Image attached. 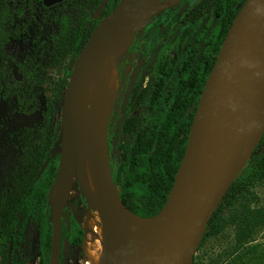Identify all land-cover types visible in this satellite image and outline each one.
<instances>
[{"label":"trees","instance_id":"obj_1","mask_svg":"<svg viewBox=\"0 0 264 264\" xmlns=\"http://www.w3.org/2000/svg\"><path fill=\"white\" fill-rule=\"evenodd\" d=\"M24 1L0 0V58L7 55V48L3 46L12 36L13 41L20 44L21 52L18 58L10 59L22 75L21 80H16L9 72L6 75L5 69L0 66V97L12 99L14 110L28 115L40 106L39 88L46 91V96L39 123L21 128L16 133L19 157L0 198V264H25L26 260L17 255L10 258L8 263V247L11 244V252L15 250L27 219L35 212L39 215L38 248L41 264H48L51 221L47 194L59 162V155L52 157L49 154L59 131V124L53 123V117L71 72L68 68L69 59L76 58L99 20L119 2L109 0L101 16L91 19L89 14L101 0H86L91 3V9L86 12L85 5L81 6V17L78 11L74 16L71 13L65 16L62 12L58 16L50 11L35 15L31 9L25 10ZM244 1L235 0V7L220 34V40L214 48L205 52L204 61L193 62L188 55L173 57L169 53H161L150 92L141 98V116L136 120L125 118L122 121L121 130L130 135L132 141L124 157L120 180H116L113 170L112 176L119 188L122 203L136 216L152 217L165 204L184 154L200 93L227 28ZM34 2L38 4V0ZM13 14L17 16L18 22L9 30ZM48 18L55 20L56 30L49 42H39V20ZM86 22L89 25L82 29L81 25ZM145 30H148V26ZM150 45L151 41L148 40L143 55L147 54ZM42 65L61 69V75L56 78L41 76L39 69ZM173 75H177V78L173 79ZM106 127L108 131L109 125ZM44 164L43 171H40ZM263 176L264 150L255 166L237 175L208 220L197 250L208 237L219 234L228 226L232 229V240L225 253L211 258L207 264H264V250L251 243L264 221V208L256 206L258 198L253 190L254 184ZM65 240L72 245H80L82 241V227L72 215L67 222L62 218L60 262ZM195 257L192 264H195Z\"/></svg>","mask_w":264,"mask_h":264},{"label":"water","instance_id":"obj_2","mask_svg":"<svg viewBox=\"0 0 264 264\" xmlns=\"http://www.w3.org/2000/svg\"><path fill=\"white\" fill-rule=\"evenodd\" d=\"M59 0H43L45 5ZM101 0L91 13L96 19L101 16L106 3ZM160 0H140L127 21L125 32L101 48L103 41L97 38L96 31L101 20L87 38L84 46L69 63L70 75L64 87L60 111L59 133L65 131L67 138L59 142L60 153L57 173L47 194L51 221L50 255L48 264H60L62 240V208L53 201V192L58 185L65 161L68 142L74 139L86 146L94 156L100 185L106 193L115 198L125 208L114 182L110 160L105 145L84 139L70 131L73 122V109L81 83L104 62L117 59L127 52L137 30L144 26L154 15ZM102 18L117 13L118 5ZM264 33V0H245L229 26L219 47L214 64L206 78L200 93L198 104L192 118L183 157L176 172L174 183L161 210L152 217L157 219L172 211L175 199L179 195L177 177L186 167L184 183L188 187V200L180 215L135 261L127 264H192L207 222L217 208L223 195L239 174L264 130V108L253 120V126L246 138L240 132V120L236 104L253 93L254 72L250 63L253 42ZM16 80L22 75L18 66L11 68ZM73 156L77 155L75 145H71ZM45 164L41 167L43 171ZM85 187L82 194L86 196ZM110 232L113 236L111 253H114L119 236L115 228L113 215L106 214ZM11 244L8 247L10 263ZM113 264H122L118 261Z\"/></svg>","mask_w":264,"mask_h":264},{"label":"bare ground","instance_id":"obj_3","mask_svg":"<svg viewBox=\"0 0 264 264\" xmlns=\"http://www.w3.org/2000/svg\"><path fill=\"white\" fill-rule=\"evenodd\" d=\"M139 2L140 0H120L117 13L101 19L96 31L97 38L103 41V44L100 45L101 48H106L107 43L125 32L127 21ZM177 2L178 0H160L154 16ZM258 55H262L261 58L264 59V33L253 42L249 59L251 66L256 64L254 62L258 59ZM258 62H260L259 59ZM260 83L262 84L260 89L257 91L254 89L256 92L253 90L254 94L248 95L247 103L236 104L242 138L248 136L254 123L253 120L264 108V98L261 100L260 107L257 106L260 91L264 95V83ZM117 84V70L113 58L102 63L92 75L81 83L73 109L71 132H75L84 139L98 142L104 147L106 123ZM57 137L58 142L64 143L67 134L65 131L58 132ZM72 144L76 146V156L72 154ZM185 176L186 167L181 169L177 177L179 195L175 199L172 211L157 219L138 218L119 206L117 200L106 193L100 185L98 169L90 150L76 139L72 143L68 142L61 176L53 192V201L58 203L63 201L71 182L75 178H79L83 182L89 205V209L83 218V228L86 232L90 231V234L86 235L81 243L84 255L83 264H113L116 261L127 264L135 261L148 250L156 238L183 210L188 200V187L184 183ZM72 184L74 185L73 182ZM107 213L113 215L119 236V243L114 253H111L114 240L106 219Z\"/></svg>","mask_w":264,"mask_h":264},{"label":"rangeland","instance_id":"obj_4","mask_svg":"<svg viewBox=\"0 0 264 264\" xmlns=\"http://www.w3.org/2000/svg\"><path fill=\"white\" fill-rule=\"evenodd\" d=\"M214 1L215 0H198V2L193 7H190L191 9L189 8L191 15L186 16L185 20H191L202 11L205 13L211 12V7ZM155 17L156 15H153L148 22H150L152 18ZM148 38L149 34L148 32H143L142 26L136 31L133 41L127 52H124L115 60L118 84L106 123V126L107 124L109 125L108 131L106 129V147L111 170H113L117 181H119L122 176L124 157L132 141V137L130 135L122 132L120 127L121 123L125 118L129 121H132L139 119L141 116L143 110L141 98L143 94L144 97H146L148 94L149 87L147 85L153 80L152 76L157 55L164 44L166 36L161 35L159 42L154 44L152 50L147 54V56L144 57L141 56L139 48L144 42L148 40ZM20 52L21 48L19 46L8 47L6 50L7 55L3 58H0V66L5 69L6 75L8 72L11 74V68L15 65L10 57L18 58V54ZM261 57L262 55H258L257 58L260 62H258L257 59L254 62L256 64L252 65V71L254 70V73L257 72L256 75H254L255 77L253 83V85L255 84L253 89L256 91L262 86L260 82L264 83V59ZM39 70V73L43 77L47 76L49 78H56L57 76L61 75V69L52 67L50 65H42ZM258 83H260V86ZM254 91L252 94H254ZM45 96L46 91L39 88L40 106L35 112L28 115L15 111L14 102L12 99L5 100L0 97V198L7 183V179L14 171L19 157L16 133L21 128L32 127L39 123L40 111L43 109V100ZM247 98L248 95L244 97L241 102L247 103ZM263 98L264 95H262V91H260L257 104L258 107H260L261 100ZM239 104L242 105L241 103ZM61 105L62 97L57 106V111L53 117L54 124H59L60 122ZM263 150L264 130L259 141L257 142L239 173H244L255 166V163ZM59 153L60 147L57 137V141H55L53 147L50 149L49 154L53 157L59 155ZM72 182L67 190L69 193L66 192L63 201L60 203L62 208V218L66 222L68 221V217L70 215L76 218L82 227L83 241V238L90 234V231L86 232L83 228V218L89 209L88 199L82 194V189H84L83 182L79 178H75ZM253 190L258 198L256 206L264 208V176L257 180L253 186ZM38 225L39 215L37 212H35L27 219L24 232L21 235L22 237L17 243L15 250L11 252V259L17 255L26 260L25 264H41V256L38 248ZM231 240L232 229L230 226L225 227V229L219 234L208 237L194 255L196 256L195 264H207L211 258L219 257L222 252L225 253L230 248ZM251 243L259 245L260 248L264 250V221L254 234ZM83 256L81 244L72 245L67 240H65L62 247V260L60 264H83Z\"/></svg>","mask_w":264,"mask_h":264},{"label":"flooded vegetation","instance_id":"obj_5","mask_svg":"<svg viewBox=\"0 0 264 264\" xmlns=\"http://www.w3.org/2000/svg\"><path fill=\"white\" fill-rule=\"evenodd\" d=\"M24 2L26 3L25 10L28 11V9H31L30 11H32L35 15H41L42 12L45 13L50 11L57 13L58 16L60 12H62L65 16H68L69 13L74 16L76 15V11H78L81 17L83 13L81 6L85 5L84 9L86 12H89L91 9V3L86 2V0H59L52 2L49 5H45L43 0H40V2L38 0V4H35L34 0H25ZM197 2L198 0H178L176 4L172 5V7L170 6L162 12L156 14L155 18H152L150 22H147L143 26V32H148V40L151 41L150 49L147 54L152 50L153 45L159 42L161 35L166 36L164 44L157 55L152 79H154L155 67L161 53L166 52L173 57H183L184 55H188L190 56V60L200 63L204 61L205 52H209L208 49L214 48L216 43L220 40V34L229 22L232 8L235 7V0H215L212 4L211 12L205 13L202 11L191 20L186 21L185 17L191 15L189 12L191 9L190 7H193ZM76 5H78V8H76ZM164 12L166 13L163 17H161V14ZM91 13L89 14V17L94 19L91 17ZM12 16L13 17L10 18L9 30H11V27H14L15 23L18 22V18H16L17 16L15 14ZM73 20H75V18H73ZM80 21H82V18ZM232 21L233 19L231 20L230 25ZM39 22H41V26L38 29V40L39 42H49L53 32L56 30L55 20L48 18L43 21L39 20ZM87 25H89V22L82 24V29L86 28ZM147 26L148 30H145ZM5 31H7V28ZM146 42H144L139 48L141 56L144 57L147 56V54L143 55V49H146L147 47ZM12 46L20 47V44L14 42L11 36L8 38V41L3 47L6 49ZM71 58L69 59V63ZM11 76L13 77V75ZM172 77L175 79L177 78V75H173ZM152 83L153 80L147 85L149 87V92Z\"/></svg>","mask_w":264,"mask_h":264}]
</instances>
